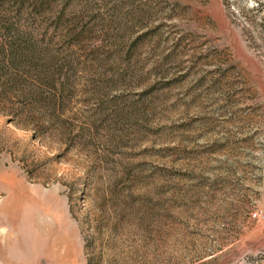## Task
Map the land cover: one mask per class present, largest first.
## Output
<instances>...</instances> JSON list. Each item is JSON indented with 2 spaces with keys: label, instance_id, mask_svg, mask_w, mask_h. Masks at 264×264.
Segmentation results:
<instances>
[{
  "label": "rangeland",
  "instance_id": "1",
  "mask_svg": "<svg viewBox=\"0 0 264 264\" xmlns=\"http://www.w3.org/2000/svg\"><path fill=\"white\" fill-rule=\"evenodd\" d=\"M0 44V264H53L43 227L68 264H264V0H0Z\"/></svg>",
  "mask_w": 264,
  "mask_h": 264
},
{
  "label": "bare ground",
  "instance_id": "2",
  "mask_svg": "<svg viewBox=\"0 0 264 264\" xmlns=\"http://www.w3.org/2000/svg\"><path fill=\"white\" fill-rule=\"evenodd\" d=\"M8 232L9 230H7L6 228H0V238L1 239L5 238ZM37 234L40 239L41 238L42 240L44 239L43 242L46 245V248H48V250L54 254L53 264H68V258L71 257L72 253L70 249L71 245L68 239L69 236L67 234L61 233L60 230H58V228H45V227L40 228ZM6 239L7 238H5V240ZM6 243H9V240H7ZM35 245H39V243L34 244V246Z\"/></svg>",
  "mask_w": 264,
  "mask_h": 264
},
{
  "label": "trees",
  "instance_id": "3",
  "mask_svg": "<svg viewBox=\"0 0 264 264\" xmlns=\"http://www.w3.org/2000/svg\"><path fill=\"white\" fill-rule=\"evenodd\" d=\"M0 47H1V51L2 52H0V75H3L4 73H3V70H2V65H4V63L6 62L4 59H1V56L5 53V51H6V49L4 48L5 47V45H3V44H0ZM1 77V76H0ZM1 95V94H0ZM87 246V245H86ZM85 246V247H86ZM87 248V247H86ZM86 264H90L89 263V261L86 263Z\"/></svg>",
  "mask_w": 264,
  "mask_h": 264
},
{
  "label": "built area",
  "instance_id": "4",
  "mask_svg": "<svg viewBox=\"0 0 264 264\" xmlns=\"http://www.w3.org/2000/svg\"><path fill=\"white\" fill-rule=\"evenodd\" d=\"M255 215H253V217H254Z\"/></svg>",
  "mask_w": 264,
  "mask_h": 264
}]
</instances>
